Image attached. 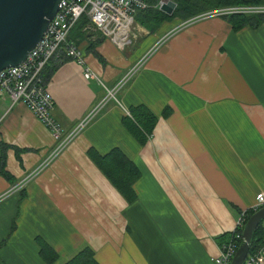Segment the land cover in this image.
I'll use <instances>...</instances> for the list:
<instances>
[{"label":"crops","instance_id":"crops-1","mask_svg":"<svg viewBox=\"0 0 264 264\" xmlns=\"http://www.w3.org/2000/svg\"><path fill=\"white\" fill-rule=\"evenodd\" d=\"M138 24L123 46L86 25L72 29L85 60H62L47 82L65 130L149 55L117 92L119 102L109 101L24 188L1 198L0 264H64L86 246L101 264H216L222 235L264 190V22L235 30L222 15L184 25L173 18L154 31ZM87 67L97 76L86 77ZM139 104L158 115L144 144L123 122ZM54 146L25 103L2 96L0 195ZM115 146L141 169L132 202L88 153ZM38 238L56 250L54 261L43 258Z\"/></svg>","mask_w":264,"mask_h":264},{"label":"built area","instance_id":"built-area-1","mask_svg":"<svg viewBox=\"0 0 264 264\" xmlns=\"http://www.w3.org/2000/svg\"><path fill=\"white\" fill-rule=\"evenodd\" d=\"M147 6L146 0H60L57 13L50 20L41 40L30 50L25 60L0 71V98L8 96L13 103H25L50 129L55 139V146L51 153L35 169L10 187L6 193L0 195V200L6 194L24 188L32 178L46 168L74 141L80 132L106 107L109 101L115 99L119 102L117 92L149 55L146 54L114 87H107L103 83L106 86L105 96L71 129L65 130L63 124L54 114L55 100L48 89L44 69L53 59L59 61L74 59L84 62L85 59L80 47L69 39L72 29L80 18L88 17L97 30L116 44L123 46L130 43L136 36L134 32L135 15ZM259 9L264 10V6L259 7ZM243 10L239 6L216 7L201 12L191 21L210 16L228 15ZM187 23L189 21L185 24ZM84 75L86 77L97 76L90 67L85 69ZM126 112L129 114L127 109ZM263 206L264 190H261L256 194L252 210L255 211ZM244 219L245 217L235 229V237L222 244L219 254L215 257L216 264H231L232 258L243 240L242 231L246 222ZM239 227L242 228L241 231L238 230ZM263 260L264 246L251 254L248 253L243 264H262Z\"/></svg>","mask_w":264,"mask_h":264},{"label":"trees","instance_id":"trees-1","mask_svg":"<svg viewBox=\"0 0 264 264\" xmlns=\"http://www.w3.org/2000/svg\"><path fill=\"white\" fill-rule=\"evenodd\" d=\"M148 6L145 9L139 10L135 15L136 22L144 25L150 31L156 30L164 21L171 20L176 17H190L201 13L203 11L221 7L225 5H242L245 3H261L264 4V0H174L177 5L173 13L169 14L160 8L161 0H146ZM226 17L232 23L235 30L242 28L247 24L252 26H258L264 22V14L258 13H242L235 12L226 15ZM89 22L88 17L83 16L80 18L75 30L78 28L81 30ZM72 30V31H73ZM86 30V29H84ZM87 30L85 31V35ZM83 34V35H84ZM61 63L58 59L51 60L44 69V77L48 82L53 71ZM131 115L126 114L123 117V122L130 132L141 142L145 143L151 136L153 129L158 120L156 115L150 108L144 104L131 105L129 108ZM170 109L164 110V115H168ZM89 155L94 159L106 176L111 182L118 188V190L132 202L137 198V192L134 187L135 181L141 175V169L136 162H134L126 152L115 146L105 153L98 152L96 149L91 148ZM1 172L8 178H11L10 173L2 167ZM250 210L244 221L253 213ZM264 219L256 228L251 242L249 253H253L264 246ZM241 227L238 228L241 231ZM235 237V230L224 233L222 235V244L233 239ZM40 244V253L47 261H54L58 254L56 250L43 238H38ZM1 262V259H0ZM64 264H101L95 256V251L92 247L86 246L79 250L74 256L68 259Z\"/></svg>","mask_w":264,"mask_h":264},{"label":"water","instance_id":"water-1","mask_svg":"<svg viewBox=\"0 0 264 264\" xmlns=\"http://www.w3.org/2000/svg\"><path fill=\"white\" fill-rule=\"evenodd\" d=\"M60 0H0V71L16 65L27 57L41 40L50 20L59 9ZM176 1L161 0L160 8L171 14ZM264 219V206L255 210L243 227V240L231 264H243L253 234Z\"/></svg>","mask_w":264,"mask_h":264},{"label":"rangeland","instance_id":"rangeland-1","mask_svg":"<svg viewBox=\"0 0 264 264\" xmlns=\"http://www.w3.org/2000/svg\"><path fill=\"white\" fill-rule=\"evenodd\" d=\"M225 6H239V7H242L244 9L243 11H241L242 13H253V14L261 13V14H264V10L259 9V7L264 6V4H261V3H258V4H256V3H253V4L252 3H245V4H242V5H225ZM221 7H223V6H221ZM198 14H200V13H198ZM198 14L193 15V16H190V17H176L175 19L178 20V21H181L182 22V25H184L188 21H189V23L192 22L191 20L194 19V18H196V16ZM138 23L139 22H135V24H134V32H135L136 36L138 35L139 28H142L141 26L139 27V24ZM249 25H251V24H249ZM86 26L88 27V29H90V28L91 29L92 28L96 29L92 25L91 22L90 23L87 22L86 23Z\"/></svg>","mask_w":264,"mask_h":264}]
</instances>
